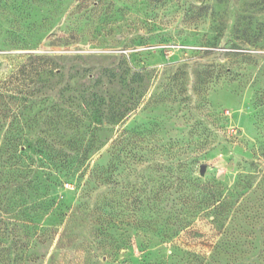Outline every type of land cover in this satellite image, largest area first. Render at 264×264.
I'll return each instance as SVG.
<instances>
[{
  "label": "rangeland",
  "instance_id": "rangeland-1",
  "mask_svg": "<svg viewBox=\"0 0 264 264\" xmlns=\"http://www.w3.org/2000/svg\"><path fill=\"white\" fill-rule=\"evenodd\" d=\"M0 264H264V0H0Z\"/></svg>",
  "mask_w": 264,
  "mask_h": 264
},
{
  "label": "water",
  "instance_id": "water-1",
  "mask_svg": "<svg viewBox=\"0 0 264 264\" xmlns=\"http://www.w3.org/2000/svg\"><path fill=\"white\" fill-rule=\"evenodd\" d=\"M204 169H205V165L201 164L200 167H199V174L200 175H203Z\"/></svg>",
  "mask_w": 264,
  "mask_h": 264
}]
</instances>
